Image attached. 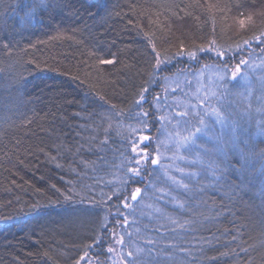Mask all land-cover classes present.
<instances>
[{
    "label": "trees",
    "instance_id": "16d2710c",
    "mask_svg": "<svg viewBox=\"0 0 264 264\" xmlns=\"http://www.w3.org/2000/svg\"><path fill=\"white\" fill-rule=\"evenodd\" d=\"M237 2L57 0L59 7L25 27L20 9L30 0H0V264H77L90 251V264H109L104 239L111 227L123 238L126 264H264V160L253 159L243 180L227 168L194 199L180 189L166 194L172 185L165 168L177 178V168H207L223 159L215 148L233 123L255 136L264 121V44L253 41L236 51L253 28L240 30L234 8L221 14L208 7ZM242 2L258 33L264 0ZM213 40L231 49L228 63L241 57L257 63L255 69L241 66L251 95L240 93V79L228 90L219 85L227 129L197 140L206 153L180 148L170 154L183 160L148 163L141 195L131 200L135 182H124L129 126L142 128L141 118L148 127L159 125L164 109L149 101L153 109L142 117L145 100L135 103L141 89L169 100L173 77L219 64L213 51H198ZM181 43L185 51L177 55ZM153 44L164 71L154 68ZM189 50L197 52L195 60ZM98 56L116 63L100 65ZM196 152L203 166L189 164ZM173 196L190 207L177 208Z\"/></svg>",
    "mask_w": 264,
    "mask_h": 264
},
{
    "label": "snow or ice",
    "instance_id": "6c2138e0",
    "mask_svg": "<svg viewBox=\"0 0 264 264\" xmlns=\"http://www.w3.org/2000/svg\"><path fill=\"white\" fill-rule=\"evenodd\" d=\"M55 7H59L57 0H30V3L25 4L21 7L20 11L23 15L20 17L22 24L27 27L30 26L32 21L38 15H42L45 12L54 10ZM209 9L216 7L221 14H226L232 12L233 8L236 10L237 15L239 17L238 24L241 31H248L249 27L253 28V35L250 38H242L241 43H237L235 46L236 51L242 50L243 47H251L253 41H256L258 44H264V27H262L258 33L255 31L254 26H250L248 24L249 21L253 19L252 15H245L244 4L241 2H237L232 4L231 6L225 5L223 8H219L218 5H208ZM153 52L155 53V70L159 71L161 64L164 62L160 58V53L156 52L155 44L152 45ZM206 50H211L215 53L219 64L215 65L218 68V71L215 73L216 78L220 81V86L225 87L228 83L232 81H236L238 77L243 80V86L248 91L249 95H251V86L248 79L247 74L245 73L241 76L242 65H249V61L246 59H241L239 63L235 64L234 67H229L228 63V52L231 50L225 49L223 46H218L216 41L213 40L210 42L208 47L206 48L204 45L199 46L198 51L204 52ZM185 48L184 44L181 43L180 51L177 52V55L184 54ZM264 51V49H262ZM187 55L195 60L197 57V52L189 50L187 51ZM100 65H113L116 63L114 59H106L101 56L97 57ZM205 67H208L207 65ZM264 80V78H261ZM148 91L147 87H143L140 92L139 100L135 101L137 105H139L145 99V93ZM212 95H216L215 92ZM149 115L148 112H143L142 117H147ZM178 117H187L189 115L188 112H179L176 114ZM212 115L215 116L216 122L224 125L228 121V117L221 112L219 109H212ZM161 120H166L167 117L161 116ZM181 121H178L180 123ZM138 123L143 127L140 129L129 126L131 129V135L127 140V151L129 152V157L127 160V168H126V179L125 183L135 182L137 177L142 176L144 168L143 165L150 163L151 165H159L162 157V153L160 152V146L163 144V141H157L156 148L150 152V142L152 138L149 135L143 134V129L148 127V122L145 119H138ZM183 123H187V121H183ZM186 135H180V133H176L178 140L176 141V149L177 151L180 148H185L189 152H192L197 147L203 149L205 153L208 151L204 149L203 145H197V140L202 136H207L208 133V125L206 124L203 117L199 120V126H194L191 129H186ZM139 133V134H138ZM255 137H264V121L258 122L257 130L255 136L251 133L247 132V130H238V128L233 123V127L230 130V134L226 140H222L215 148V152L218 153L222 160L219 162L213 161L209 163L207 168H202L201 170H189L186 171L184 168H177V171L181 174L180 178L176 176L168 175V168L164 169L165 176H168V179L171 181V185L168 189V193L174 189H180L186 194L190 199H194L198 192H203L205 187L211 186L215 183H218L223 176L224 171L227 168H230L232 171L237 173L241 180L245 178V174L249 173V169L251 167V161L256 157H259L261 160H264V139H261L259 142L256 141ZM179 158L181 160L185 159L184 156L173 157V159ZM190 165H201L205 164L204 159L200 155L199 152H196L194 158L188 161ZM250 174V173H249ZM207 180V185L204 184V181ZM264 183V182H262ZM174 186V187H173ZM157 191L164 193V189H158ZM141 195V188L136 187L134 191L131 193V200H137V197ZM111 199V197H109ZM173 202L176 207L184 210L186 207H190L188 200H182L175 196L172 197ZM125 208H130L131 205L128 203L124 204ZM172 223H178L177 220L169 217ZM126 222V221H125ZM185 223H191V221H185ZM180 227H184V224H180ZM235 239V237H233ZM118 243H123V238L121 237ZM151 243V241H150ZM109 252L113 251L112 248L108 249ZM181 251H187L186 249H181ZM246 251V249L244 250ZM129 256L133 254L131 252L128 253ZM87 256V253H85ZM81 260L84 259V256L80 257ZM79 264V261L77 262ZM131 264V262H130Z\"/></svg>",
    "mask_w": 264,
    "mask_h": 264
},
{
    "label": "rangeland",
    "instance_id": "374dc122",
    "mask_svg": "<svg viewBox=\"0 0 264 264\" xmlns=\"http://www.w3.org/2000/svg\"><path fill=\"white\" fill-rule=\"evenodd\" d=\"M241 58H238L237 61L229 63V67H234L235 64L239 63ZM256 64V62H249V65H251L250 67L252 69L256 68ZM164 68L166 67L164 65H161L160 71H164ZM217 71L218 68L215 67V65H211L205 69H192L188 73L181 72V75L173 77V82H175L173 92L175 94L167 101L165 100L166 98L163 99V96L165 97L164 93H162L161 95H159V92L154 91L145 93L144 100L146 107L144 112H149L153 109L152 106L149 105V101H154L152 103L153 106L157 108L164 107V109H162V115L160 116L167 117L166 120L160 119L159 125H155V123H152L151 126L143 129V134L149 135L152 138L150 142V152L156 148L157 141H163V144L160 146V152L162 153L161 160L167 157L173 158L174 156L170 154L171 151H175L176 153L174 154L178 153L176 149V141L178 140L176 133L179 132L180 135H186V129H191L194 126H199V120L201 117L204 118L206 124L208 125V133L210 135L215 136V134H218L217 130L219 129L221 131L227 129V122L224 125H221L220 123L216 122L215 116L212 115V109H219L220 102L226 95L225 92H219L218 87L221 82L216 78L215 73ZM237 79L239 80L240 77H238ZM240 81L243 84V80L240 79ZM237 87L241 89L240 85H237ZM213 92H215L216 95H212ZM246 92L247 90L244 89V91L240 93L243 95V93ZM245 98V100H248L247 97ZM185 111L189 113L187 117L193 118L192 120H190V122L192 123L187 121V117L181 118L176 115L179 112ZM158 116L159 115L157 114L156 118ZM194 118L196 119L194 120ZM185 120L187 121V123H183V121ZM210 120L212 121V124L210 123ZM178 121L181 122L178 123ZM225 134H230V130H227ZM143 168L144 170H146L148 168V163L143 165ZM143 181L144 177L142 174V176L136 178L133 189L139 187L140 184L143 183ZM105 237L106 238L104 240L107 243V249H113V251L111 252L108 251L110 255L109 264H126L120 254L121 243H118V241L121 237L118 232L114 230L113 227H111L110 230H108V233H106ZM83 256L84 259H80L79 264H90L93 262L95 254L90 251L87 252V256Z\"/></svg>",
    "mask_w": 264,
    "mask_h": 264
}]
</instances>
